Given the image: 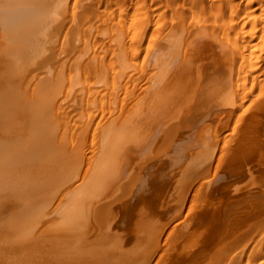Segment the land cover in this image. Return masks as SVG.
<instances>
[{
	"label": "bare ground",
	"instance_id": "6f19581e",
	"mask_svg": "<svg viewBox=\"0 0 264 264\" xmlns=\"http://www.w3.org/2000/svg\"><path fill=\"white\" fill-rule=\"evenodd\" d=\"M53 1L54 0H0V264H147L151 250L154 245L157 244V235L155 231L160 230V226L158 227V225L161 218L159 217H161L163 211L166 210L164 209L162 211L159 209L160 197L164 195L167 189L169 191L168 193H170L173 188L175 184L174 169L178 166L182 167L186 165L185 168H187L192 165L198 166V164L201 163L208 164L209 160L212 161L214 155H216L214 153L219 150V148L216 149L217 143L221 141V139L218 142L214 140L220 135V133L219 135L217 134L219 131L218 128L220 126H226L229 122L228 120L231 119L230 117H233V114L236 113V107H239L240 103L245 102L239 103L238 100L243 101L247 95L245 92L246 83H244V78L246 77L243 78L244 73L240 74L239 71L241 70H237V72L234 71L235 68L233 69L231 66V68H227L229 64L223 68L224 65L222 67L221 64L224 60L220 65L218 64L221 59L219 54L223 52V49L220 51L216 46L217 43L219 44V42H216L219 39L218 37H222L220 35L218 37L216 36L218 39L211 38L209 40H206V37L203 39L201 37V41H195L192 44L191 49H194V51L191 53L187 51L190 53L189 55H187V53L184 57L185 54L181 52V55L184 54L182 56V58L184 57L183 59H179V49L176 45H174L173 48L168 47L170 50L167 52L163 51L164 48H167L165 45V47H161L162 51L157 50L154 55H150L151 49L149 55L154 56V58L150 60H152V63L156 66L153 67L156 69L154 71L152 70L153 74L152 72L150 73V75L152 74L151 77L153 78V82L151 81L149 86L146 82V84H142L143 86H148V89L135 98L133 94L134 91L131 92L132 88L129 87L131 90H129V92L127 90V92L125 91L126 93L124 92L125 95H123L124 93L121 95V107L118 108V114L112 117L110 111L106 110L111 117L109 120L106 119L108 116L105 118V115H103L105 113L99 112L100 116L98 114V118H102L101 115H103L105 120L103 118V120L100 119L102 121L94 127L92 132L95 136L92 134V136H90L91 138L93 137L91 139L92 141L89 140L91 146L88 147L90 148L89 152L91 154L89 153L88 155L87 153L85 155L84 153L87 149L85 148L86 150L84 153L81 149L85 141H88V139L86 140V130L80 133V135H77L79 130L76 129V131L78 130L77 133L75 132L78 139H73L70 136L72 139L69 140H75V142L73 141V146L70 145L72 148L69 147L67 150L66 147H68L71 142L62 140L61 133H58L61 135H58L59 141H55V139H53L54 136H52V127L49 128L48 125L46 126L44 120H42V117H45L47 114L45 113L44 115V105L49 103L48 106H50V101L54 99L53 96L55 97L56 88L51 87L52 89L49 88L50 90H47L43 86H40V93L36 95L30 92L33 96H36L33 98L29 95L30 98L32 97L31 101L26 102L23 96L14 94V90L11 87L12 81L10 79L7 81L10 74L13 75L11 69H13V66L15 67L20 55L24 52L26 53L27 50L29 52L32 50L30 49L33 48L32 45H30L31 42L35 46L34 41H37L35 35L42 33V27L49 26V24H46L48 20L46 16L49 17V12L53 10ZM58 10H62L61 7H59ZM54 14L55 16L57 15L56 12ZM139 15L142 14L140 13ZM51 17L52 15L50 18ZM137 18L135 21L139 23ZM51 20L52 19H50V21ZM203 22L205 23V20ZM203 22L200 24L204 25ZM255 22L257 23V21ZM230 23H232V21ZM211 32L209 31L210 34ZM194 33H191V36ZM215 34L217 35V33ZM133 36L135 37V35H132V37ZM31 39L33 41L30 42ZM190 39H192V37ZM223 39L222 37L220 40ZM40 40L37 42H41ZM187 42L189 43V40ZM257 42L259 44L260 41H256L255 44ZM262 44L264 45V43ZM25 45H28L29 49H25ZM149 45L151 46L149 49L154 48L151 43H149ZM188 45H191V43ZM219 46L220 48L222 47L221 45ZM252 46H254L253 48L255 49L256 46L253 45V43ZM257 47H259V45ZM253 48L251 51H253ZM203 49L209 54V60L204 59V56L200 52V50L205 52ZM225 49L227 48L225 47ZM181 50L184 49L182 48ZM258 50H260V48ZM225 51L226 50H224V52ZM123 52L124 53L121 55H123L124 58L122 56L118 57H120L122 62H126L127 60L125 58H127V52L125 50H123ZM198 52L203 57L200 56ZM118 57L117 59H119ZM103 62H105V60ZM111 62V65H113L112 67H114L116 60H112ZM86 63L90 62L87 61ZM225 64H227V62H225ZM241 66L242 68L239 67L244 69V64ZM93 67H95L94 64ZM103 68L106 70L105 66ZM235 72H237V74ZM247 74H249V72ZM114 75H112L114 77L113 79H117V77H115L116 75ZM254 77L256 79L255 73ZM87 78L92 80L91 76ZM87 78H85V80ZM262 78H264V76ZM99 79H102V77ZM106 79L104 80L107 82L108 80ZM146 80L147 78L145 81ZM109 81L112 82V80ZM84 82L87 83L88 81L86 80ZM92 82L94 81L92 80ZM92 82H90V85ZM253 82L251 83L252 85ZM112 83L114 84V80ZM117 83L115 82L113 86L118 87ZM251 84L248 85L251 87ZM56 85L55 87H58V84ZM263 85L260 86L264 88ZM16 86L18 85L16 84ZM88 87L87 89L92 88L91 86L90 88ZM95 87L93 88L96 89ZM29 88H31V86ZM97 88H99V86ZM106 88L108 89V87ZM141 88L145 89V87H140V90ZM263 88L257 93L254 100H252L251 96L250 101L253 102L254 105L250 102L249 106L243 107L241 111L237 113V126L236 128L232 127V129L235 128V130L232 131H237L238 133V136H233L236 140L235 144H233L234 146H232L230 142H228L230 144L225 142L224 145L223 142L221 145H231L230 148L228 146L227 148L226 146L222 147V155H224V157L222 156L224 160H222L224 161L226 169L229 168L231 170V178L229 181H224V183L217 180L221 183V187L218 186L220 187L218 188L219 193L215 194L218 192L216 191V187L208 189V192L203 196L207 197L204 202L200 201L201 196L199 195L201 192H199V194L198 192L197 194L194 193V195L196 194L200 197L196 198L201 202L195 200V202L197 201V203H199V207L196 209L197 206L195 205L196 207L193 208L200 212L198 213V218L196 219V216L195 219L200 222L198 223V228L200 224H203L204 227L201 229H196V227L195 229L192 228V230L188 231L189 233L185 235L183 234L184 231H182L183 236H181V240L178 241L176 238L177 240L175 241L177 242L173 245V241L170 245H173L171 248L167 247L166 250H164V254L161 252V257L159 256L160 258L156 261V264H228L227 261L230 257H236L234 252H237V259L241 257L243 260L242 257H248V255L245 254L249 251L252 243L251 241H253V238H256L259 229L264 230ZM87 89H85L86 92L94 90ZM117 89L121 91L122 88L120 86V88ZM249 89L252 90L254 88L251 87ZM20 90L22 89H19V91ZM98 91L102 93L107 92L104 89L100 91V88ZM136 91L138 92V90ZM64 92L66 93V91ZM95 93H97V91H95ZM247 93L249 92L247 91ZM99 94L100 93H98V97ZM110 94L111 93H109V95ZM94 96L96 98V95ZM105 96H107V94ZM100 99L102 100L101 97ZM117 99L120 102L119 97H117L116 100L114 98L113 101L114 104L116 103L115 105H117ZM89 100L91 99L89 98ZM102 101L101 103L103 104L104 101ZM107 102L110 103L111 101L109 100ZM109 103L105 105L108 106ZM99 108L102 109L104 106L102 107L100 105ZM220 116H222V118ZM223 118L225 120H223ZM219 121L221 122L220 126L218 124ZM77 122L78 121L74 124H78L77 127L80 128V122ZM81 127L85 128L82 125ZM221 128L225 131L223 127ZM225 128H227V126ZM61 132L64 133L63 130ZM69 133L71 134V132ZM75 133H72V135H75ZM230 134L232 136V134L235 133L231 132ZM76 135L75 137H77ZM223 137H225L227 141V138L230 139V135L223 136L222 134V138ZM226 140L223 139V141ZM165 148L166 150H164ZM162 149L165 152L163 151L161 155L159 150ZM187 152L191 153L192 156L189 157V153ZM159 155L163 156L162 159L161 157H157ZM164 155L168 157L166 161ZM154 159L157 160V163L162 161V165L160 166L162 169H160L159 174L153 182L147 181V179L144 178V174V177H142L141 174L133 172L135 166L139 169L144 166L145 168L148 166H156L157 163L155 161L153 162ZM219 160L220 158L218 162ZM217 164L215 168L222 165ZM215 168L214 170H216ZM221 168L222 167H220V169ZM226 169L224 171H226ZM195 172L197 171L195 170ZM81 173L83 175L81 180L74 183V181L77 180L76 178L80 177ZM209 173L210 172L207 174ZM225 173L226 172L221 171L219 174L216 173V175H219L221 179H225ZM216 175L212 176V178L210 177V179H213ZM227 176H229V174ZM127 177L128 179L124 180ZM210 179L208 182H210ZM66 184H68V186ZM206 185L207 184L203 186L206 187ZM210 185L211 184H208V186ZM62 186H66L68 189L65 191L63 190L65 187ZM203 186L201 185V187ZM60 188H63L61 189L63 193L57 199L56 196L59 195L57 191ZM185 189L187 190V188ZM198 189L196 190L198 191ZM205 189L206 188H204V190ZM202 194L203 193H201V195ZM129 195L131 197L128 202L126 198L129 197ZM178 197L180 196H177V198ZM164 198L166 200L167 196ZM185 198H187V195ZM54 199L55 201L53 202ZM192 199L194 202V198ZM203 199L201 198V200ZM119 202H123V204L121 203L122 206H120ZM184 202L186 204V201ZM191 205L193 206L194 203H191ZM124 207L127 209L126 211L123 209ZM169 212L172 211L169 210ZM192 215L195 216V214ZM168 216L170 217V215ZM163 218L166 219L167 217L163 216ZM175 224L176 225L173 227L176 228L178 225L177 223ZM186 225L184 224L183 226L185 227ZM189 226L188 224V227ZM173 227L172 230H170L172 232L168 233L170 238V234L173 235V230L175 229H173ZM179 229H181V227ZM176 232H178L177 229ZM177 236L180 235L177 234L176 237ZM173 237L175 236H172V238ZM262 243V240L258 238L257 243H255L251 249V254L248 253L250 256L246 264L248 261L250 264H255L256 260H258L257 257L264 254V243ZM232 262L233 261H231L230 264L244 263V261H239L238 263ZM262 264H264V260Z\"/></svg>",
	"mask_w": 264,
	"mask_h": 264
},
{
	"label": "rangeland",
	"instance_id": "374dc122",
	"mask_svg": "<svg viewBox=\"0 0 264 264\" xmlns=\"http://www.w3.org/2000/svg\"><path fill=\"white\" fill-rule=\"evenodd\" d=\"M53 2H54L53 10L51 12H49V14H50V15L48 14L49 17L46 16V18H48V20L46 19L47 20L46 24H49V26L42 27V29H43V30L41 29L42 33L35 35L36 37L33 35L37 41H39L41 38V40H40L41 42L34 41V44H35V46H34L31 41H33L35 39L32 38L33 40L32 39L30 40V42H31L30 45H32V47H33V48H30V49H32V50H30L31 53L28 50L27 51L25 50L26 53L24 52L23 54H21L22 56L20 55V57L17 60L18 62L16 61L18 64L16 63L15 67L13 66V69H11L12 70L11 72L13 73V75L10 74V76H9L10 78L8 77L7 81H9V79L12 81L11 87L14 90V94L15 95L19 94V95L23 96V98L26 102H28V101L30 102L32 97L34 98V96H36L37 94L40 93V90H39L40 86H43L47 90L51 87L56 88L55 89V97L53 96L54 99H52V101H50V103H51L50 106H48L49 103L44 105V111L43 112H44V115H45V113H47V114L45 115V117H42L43 118L42 120H44L46 126L48 125L49 128L52 127V133H53L52 136H54L53 139H55V141L58 142L59 141L58 135L59 136L62 135V137H61L62 140H66L67 142L68 141L71 142V143H69V146L67 145L68 147H66V149L69 147L72 148V146H73L72 144H74L73 141L75 142V140L71 141L69 139L75 138L77 140L78 139L77 135H80V133H82L86 130V132H87L86 140L88 139V141H85V144H84L85 147L83 146V148H81V149H82L83 153L87 149L84 154L86 155L88 153V155H89V153H90L89 149L90 148H88V147L91 146V142H89V140L92 141L91 139L93 138V137L91 138L90 136H92V135L95 136L92 133L94 130V127L99 122H101L103 119L105 120V118L107 116L108 117L106 119L109 120V119H111L110 115L113 117L115 114H118V112H119L118 108L121 107V99H122L121 95L125 91L127 92V90H128V92H129V90H131L130 88H132L131 92L134 91L133 92L134 97L137 98L143 91H146L148 89L149 84H151L150 82L153 80V78L151 76L153 74V71L156 69V68H154L156 66L152 63L154 56H150V55H154V53H156L157 50H161L162 49L161 47H163V46L165 47V45L167 48L168 47L173 48L174 45L178 46L179 59H183L186 56V54L188 53L187 51H189L190 53L192 51H194V49L193 50L191 49L192 44L195 41H201V37H202V39L206 37L207 38L206 40H209L211 38L215 39L220 35L224 38L223 39L224 41L220 40V39H222V37L221 38L218 37L219 38V39L217 38L218 41H216L217 39L215 40L216 42H219V44L217 43L216 46L220 49V51H222V49H223V52H220V54H219L221 59H220V61L218 60L220 62L218 64L220 65L222 63V61L224 60L225 62H227V64H225V62L223 61V63L221 64L222 67L224 65L223 68H225L226 65L229 64L227 66V68H231V67L233 69L235 68L236 70L234 69V71L241 70V71H239L240 74L244 73L243 78L246 77V78H244L245 81L244 80L243 81H244V83H246L245 84V87H246L245 92L247 95L243 101L238 100L239 103L245 101L244 103H240V104H243L244 106L239 104V107H236V109H235L236 113L234 112L235 114H233V117L232 116L230 117L231 119L229 118L230 120H228L229 122L226 124L227 128H229V129L225 128L226 126H220L221 122L220 121L218 122L220 127L218 126L219 131L217 134L219 135V133H220L221 136L219 135L218 138H215L214 136L213 137L215 138L214 140L216 142L220 141V139H221V141L217 143L218 145L216 146V149L219 148V150H217L218 152L216 151L214 153V154H216V155H214L215 158L213 157L212 161L209 160L208 164H206V163L202 164L201 163V164H198V166L192 165L190 167L188 166L187 168H185L186 165L182 166V167H180V166L176 167V169H174V171H173L174 175H175V177H174L175 184L173 182V184H174L173 188L171 189L170 193H168L169 191L167 189V191H165L164 195H162L163 197L162 196L160 197L161 198L160 200L162 202L160 201L159 209H161L162 211L164 209H166V210H164L161 217H159V218H161L160 219L161 222L159 221V225H158V227L160 226L159 227L160 230H158V228H157L158 231H155L156 235H157V237H156V243L157 244H155L154 247L152 248L151 254H150V257H149V260L147 263V264H156V261H158V259L161 257V254L165 253L164 250H166L167 247L171 248L177 242L175 240H177V239H178V241L181 240V236H183V234L184 235L188 234L189 233L188 231L192 230V228L195 229V227H196V229H201L204 227L203 224H200V227L198 228V225H199L198 223H200V222L196 221V219L198 218V215H199L198 213H200L199 210L196 211V209L199 207V205H198L199 203H197V201L199 199H197L196 197L201 196V198L202 199L204 198V199L201 200V198L199 197L200 201L204 202L205 199H207V197H203V196H205V194L208 192V189H212V188L216 187V191H218V192H216L215 194H217V193H219L218 188L221 187L220 186L221 183H219V182L222 181L224 183V181H229V179L231 178V176H230L231 170L229 168L226 169V166H224L225 164L223 161L224 155H222V151H223L222 147L226 146V148H227L228 144H230V143L232 146H234L233 144H235V142H236L234 137L238 133H237V131L235 132L232 130H235V128L237 126L236 125L237 116H238L237 113H239L243 107L250 105L251 96H252V100H254L255 96H257V93H259L261 88H263L260 85H263V83H264V78H262L264 76V45L262 44V43H264V37H263L264 36V32H263L264 31V28H263L264 27V17H262V16H264V0H60V1L54 0ZM59 7H61L62 10L59 11L58 10ZM57 10L59 11V13ZM54 11L57 13L56 16L54 14L55 13ZM138 11L142 15H139L140 13ZM256 13H257V15H256ZM254 14H255V16H254ZM51 15H52V17L50 18ZM141 16H143V17H141ZM137 17H139L141 20ZM136 18L140 24L136 23V21H135ZM50 19H52V20L50 21ZM204 20H205V23L203 22ZM230 20L232 21L233 24L230 23L231 22ZM49 21H50V23H49ZM198 21H200V22H198ZM255 21H257V23ZM195 22H196V24H195ZM202 22L204 23V25L200 24ZM205 26H207V27H205ZM239 27H241V28H239ZM154 29H155V31H154ZM255 29H257V30H255ZM199 30H201V31H199ZM208 30L210 32L212 31L211 34L209 33ZM239 30H241V31H239ZM216 31H218V32H216ZM191 33H194L195 36H194V34H192V36H191ZM215 33H217V35ZM132 35H135V37L134 36L132 37ZM251 35H253V36H251ZM37 37L39 40L37 39ZM191 37H192V39H190ZM227 38H228V40H227ZM185 39H187V40H185ZM176 40H178V41H176ZM179 40H180V42H179ZM188 40H189V43H191V45H188L189 44L187 42ZM256 41H260L259 44H258V42L255 44ZM153 42H154V44H153ZM157 42L159 44L160 43L161 44L159 45ZM149 43H151L153 45L152 47H154V48L149 49V47H151L149 45ZM252 43H253V45L256 46L255 49L253 48L254 46H252ZM246 44H247V46H246ZM257 44L259 45V47H257L258 46ZM28 45H29V43H28ZM28 45H25L26 47H24V46L23 47L26 49V48H28ZM219 45H221L223 48L222 47L220 48ZM262 45H263V48H262ZM182 46H184V47H182ZM225 47L228 50L225 49ZM167 48H164L163 51L167 52L168 50H170L169 48L168 49ZM182 48L186 51V53L184 50H181ZM252 48H253V51H251ZM259 48H260V50H258ZM190 49H191V51H190ZM75 50H76V52H75ZM123 50H125L127 52V58H125L128 61V62L126 61L127 63L122 62L120 60V57L121 56L123 57V55H121L122 53H124ZM134 50H135V52H134ZM150 50H151V54L149 52ZM224 50H226V51L224 52ZM203 51H205V52H202V50H200V52L204 56V59L209 60V57H208L209 54L206 52L205 49H203ZM261 51H262V53H261ZM181 52L185 54V55L183 54L184 55L183 58H182L183 55H181ZM190 53H188L187 55H189ZM24 54H25V56H24ZM202 55L200 54V56H202ZM221 55H223V56H221ZM118 56H120V57H118ZM117 57L119 59H117ZM111 59L116 60V62L114 63V67H112L113 65H111L112 64ZM150 59H152V60H150ZM241 59H243L244 62ZM104 60H105V62H103ZM134 60H136V61H134ZM251 60H253V61H251ZM85 61L86 62L88 61L90 63H86ZM93 64L95 65L96 68L93 67ZM242 64H244V67H243L244 69H241ZM134 65H136V66H134ZM104 66H105L106 70L103 68ZM91 67H93V68H91ZM247 71L249 72V74H247L248 73ZM70 72H72V73H70ZM133 72H135V73H133ZM151 72H152V74L150 75ZM237 72H235V73L237 74ZM145 73H149V74H145ZM254 73H255L257 80L254 77ZM104 75H107V76H104ZM112 75L117 77V79H113L114 77ZM90 76L92 77L91 79L94 82H92V80L87 78ZM240 76H242V75H240ZM69 77H71V78H69ZM101 77H102V79H99ZM85 78H87L86 80L88 81L87 83H89V84L84 82V81H86ZM103 78L104 79L107 78L106 80H108L107 81L108 83ZM146 78L148 81L147 80L145 81ZM262 79H263V81H262ZM18 80H19V83H18ZM109 80H112V82L114 80V84H115V82L116 83L118 82L117 83L118 87L113 86L114 84ZM253 80H254V82H253ZM103 81H105V82H103ZM90 82H92V84L93 83L94 84L90 85ZM145 82L147 83L148 86L142 85V84H146ZM252 82H253V85L251 84ZM105 83H107L109 86ZM16 84L18 86H16ZM56 84H58V87H55ZM248 84H251V87H253L254 89H252V90L249 89L251 87ZM257 84H258V86H257ZM52 85H54V86H52ZM89 85L92 88H90ZM30 86L32 89L29 88ZM98 86L100 88V91H103V89H104L107 92H104L105 94L102 92H99L98 91L99 88H97ZM102 86H105V87H102ZM110 86H111V89H110ZM120 86L122 88L121 89L122 92L120 90L118 91V89H117V88H120ZM124 86L126 87V89ZM127 86H128V88H127ZM21 87H23V88H21ZM33 87H34V89H33ZM87 87L90 89H94L93 87H95L98 90L94 89V90H91V92H89V91L86 92L85 89H87ZM106 87H108V89ZM123 87H124V89H123ZM140 87H145V89L141 88V90H142L141 91ZM19 89H22V90L19 91ZM90 89H87V90H90ZM110 90H112V91H110ZM136 90H138V92ZM262 90H264V88ZM64 91H66V93ZM95 91H97V93H95ZM247 91L249 93L251 91L252 92L249 94V93H247ZM30 92L31 93L33 92V94H36V95L33 96V94H31ZM93 93H95V94H93ZM98 93H100L99 97H98ZM101 93H102V95H101ZM109 93H111L110 94L111 96L109 95ZM125 93L123 95H125ZM106 94H107V96H105ZM29 95H31L32 97L30 98ZM94 95H96V98ZM108 96H109V99H108ZM88 97L91 100H89ZM100 97L102 98V100L104 102L100 99ZM113 97L115 98V100L117 97H119L120 102L117 99V101H118L117 105H115L116 103L114 104V101H113L114 98ZM134 97H132V98H134ZM105 98H106V100H105ZM100 100L103 102V104L101 103ZM109 100L111 101L110 103L107 102ZM256 100H257V97H256ZM88 102H89V105H88ZM106 102L109 103L108 106L105 105V104H107ZM252 103L253 102H251V104ZM255 104H256V102H255ZM100 105L102 107L104 106V108H102V109L99 108ZM253 105H254V103H253ZM114 109H115V111H114ZM106 110L110 111V115H108L109 112H106ZM116 110H117V112H116ZM91 111H93V112H91ZM99 112L105 113V114H103V115H105V118L103 115H101L103 119L98 118L100 116ZM112 112H113V114H112ZM98 114H99V116H98ZM96 115H97V117H96ZM222 116H220V117L222 118ZM224 118H223V120H225ZM96 119L98 122L96 121ZM98 119L99 120L102 119V120L99 121ZM74 121L75 122L78 121L77 123L80 122V125H79L80 128L77 127V125H78L77 123H76L77 125L74 124L75 123ZM85 122H86V124L84 125ZM234 123H235V125H234ZM61 125L63 128L61 127ZM81 125L85 128H82ZM221 127H223L225 131H223V129ZM232 127H235V128L232 129ZM76 129L79 130V131L77 130L78 133H77ZM220 129H221V131H220ZM62 130L64 133L61 132ZM69 132H71V134ZM75 132L77 133V135ZM231 132L235 133V134H232V136H231V134H230ZM58 133H61V135ZM72 133H75V135L77 137H75L74 134L72 135ZM222 134H223V136L224 135L225 136L230 135V139H232V138L233 139L230 140L229 138H227L228 139V141H227L225 137L222 138ZM70 136L72 138H70ZM88 136L90 139L88 138ZM56 137H57V139H56ZM223 139H225L226 141H223ZM225 142H227V143L230 142V143H228V144L226 143L227 145L221 146L222 143L224 145ZM70 145H72V146H70ZM231 145H229L228 147L230 148ZM164 150H166V148ZM164 150L163 149L159 150L161 152L160 153L161 155H162V152ZM187 153H189V152H187ZM223 154H225V153H223ZM161 155H159L157 157H159V158L161 157V159H162L163 156H161ZM188 155H189V157L192 156L191 153H189ZM159 158H157V159H159ZM164 158L166 161L168 157H165V155H164ZM164 158H163V160H164ZM219 158L221 161L219 160V162H218ZM154 161L157 163L156 159H154L153 162ZM161 163H162V161L157 163L158 166L156 164V166L154 165L153 167L148 166L145 168V166H144V167H140V169L135 166L133 172L137 173V174H141L142 177H144V175H145L144 178H146L147 181L153 182L154 179L159 174L160 169H162L160 167L162 165ZM217 163L223 165V166L222 165L220 166V167H222L221 169L219 166H217L218 168L217 167L215 168V165ZM200 165H203V166H200ZM210 167L211 168L213 167L212 170ZM149 168L151 169L152 173L150 172ZM214 168L216 170H214ZM138 169H139V171H138ZM225 169H226V171H224ZM195 170L197 172H195ZM147 171L149 172V175H148ZM221 171L226 172L225 173L226 174L225 179L224 178L221 179L219 177V175H216V173L219 174V172H221ZM208 172H210L209 173L210 175L207 174ZM211 172H212V175H211ZM151 174L153 177L151 176ZM182 174H184V175H182ZM228 174H229V176H227ZM214 175H216L215 176L216 178L214 177L213 179H210V177L212 178V176H214ZM81 177H83L82 173L80 174V177L76 178L77 180L74 181V183L79 182L81 180ZM151 178H153V179H151ZM127 179H128V177L125 178L124 180H127ZM209 179H210V182H208ZM196 180H197V182H196ZM217 180H220V181L218 182ZM216 181H217V184H219V185L216 184ZM203 183L207 184L206 187L203 186V185H205ZM68 184H66V185L68 186ZM177 184H178V186H177ZM208 184H211V185L208 186ZM175 185H176V187H175ZM201 185L203 187H201ZM192 186H194V187H192ZM218 186H220V187H218ZM62 187H65V188L64 189L60 188L57 191V194H59L58 196H56L57 199L59 196L62 195L63 190L66 191L68 189V187H66V186H62ZM185 188H187V190ZM204 188H206V189L204 190ZM61 189H63V190L61 191ZM196 189H198V191ZM197 192H198V194H199V192H201L204 195L203 194L201 195V193H200V195L198 196V195H196ZM194 193H196L195 194L196 196L194 195ZM165 194H167V195H165ZM130 195H132V194H130ZM130 195H129V197L126 198V199H128V202H129V199L131 197ZM186 195H187V198H185ZM166 196H167V198L165 200L164 197H166ZM177 196H180V197L177 198ZM183 198H184V200H183ZM192 198H194V202H193ZM55 199L53 200V202L55 201ZM171 199H173V200H171ZM195 200H197V201L195 202ZM164 201H166V202H164ZM184 201H186V204ZM200 201H198V202H200ZM119 203H120V206H122L121 203L123 204V202H119ZM191 203L192 204L194 203V205L192 206ZM169 205H171V206H169ZM190 205L192 208L190 207ZM117 206H118V204H117ZM193 207L194 208L196 207V209H194ZM123 209L125 211L127 210L125 207ZM169 210L172 212L174 210V212L173 213L169 212ZM195 211H196V213H195ZM192 214H195V216ZM168 215H170V217ZM163 216H165L167 218L165 219V218H163ZM187 216H189V217H187ZM195 217H196V219H195ZM186 218H188L189 221ZM184 219H186V220H184ZM181 220H183L184 222ZM194 220L197 224L194 222ZM191 221H193V222H191ZM175 223H177V225H178L176 228L173 227L176 225ZM184 224L185 225L187 224V225L184 227L183 226ZM188 224L190 225L189 227H188ZM172 227H173V229L174 228L175 229L173 230V235L170 234V236H171V238H170L168 233L172 232V231H170V230H172ZM178 227L179 228L181 227V229H179ZM183 228H184V230H183ZM176 229L178 232H176ZM182 231H184V233ZM259 232L261 234L263 232V234H264V230H260V229L257 232L258 234L257 233H256L257 235L255 234L256 238H253V241H251L252 243L250 245L249 251L246 252V254H245V255H248V257L250 256L248 253L251 254V252H252L251 249H252L253 245L255 243H257L258 238H260L262 240V242L264 243V235L262 234L263 235L262 236ZM174 233L176 235L178 234L180 236L176 237V235ZM160 235H162V236H160ZM172 236H175V237L172 238ZM160 237H161V239H160ZM158 239H159V241H158ZM173 241H174V243H173ZM172 243H173V245L170 246ZM263 249H264V244H263ZM234 253L233 254L237 257L238 256L236 254L237 252H234ZM236 257L235 258L230 257L229 260L227 261V263L230 264L231 261H233L234 263H238L239 261H241V262L244 261L243 264H246V261L249 260L247 256L245 258L242 257L243 260L241 259V257H239L240 260L237 259ZM257 258H258V260H256L255 264H257L258 262L260 264H262V262L264 260V254L260 255ZM230 259H231V261H230ZM233 259L234 260L237 259V260H235L236 262ZM157 264H159V263H157ZM247 264H250L249 261L247 262Z\"/></svg>",
	"mask_w": 264,
	"mask_h": 264
}]
</instances>
